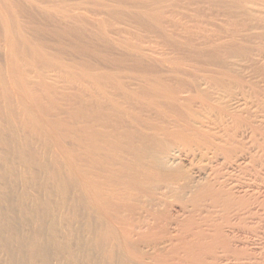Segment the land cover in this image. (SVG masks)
Segmentation results:
<instances>
[{
    "label": "bare ground",
    "instance_id": "1",
    "mask_svg": "<svg viewBox=\"0 0 264 264\" xmlns=\"http://www.w3.org/2000/svg\"><path fill=\"white\" fill-rule=\"evenodd\" d=\"M257 3L261 4L260 1ZM133 5L136 6V4ZM121 13L123 15L122 11ZM172 13L173 10L170 6H161L147 13L148 16L144 15L141 23L145 26L146 35L139 42L147 39L148 42L156 46L167 44L170 39L167 40V37H170V35L167 36L169 28L176 26L179 29L181 27L179 20L174 22L171 19ZM131 15L132 13L129 14L130 17H127L128 20L129 18L135 19ZM207 24L209 26L210 23ZM259 24L261 23L259 22ZM249 27L250 25H248ZM96 29L98 39L104 36L109 37L110 33H118L110 26L108 28L97 26ZM185 29H183L185 33L179 29L178 35L189 41L188 43L191 45L198 44L199 41L208 42L217 32L211 28L213 30L209 33L205 32V29L204 32L198 29L200 32L191 34ZM253 33L250 32L249 35H246L249 38ZM217 34L219 36V32ZM120 37L123 38L122 45L127 49L142 48L141 44L138 47V42L129 41L127 35H120ZM6 41L5 38L4 42ZM172 42L175 41L172 39ZM122 45L120 44V46ZM251 45L253 46V44ZM8 48L12 53L18 51L13 42H10ZM256 49L258 50V47ZM260 51L259 53H261ZM11 52L10 54H12ZM36 54L35 51L32 53L34 59L32 58L30 61L31 65L40 63L48 66L43 58L35 57ZM260 56L262 57V54ZM240 65L216 63L158 67L138 65L139 67H134V70L143 69V83L141 84L134 83V81L129 84L119 82L115 79L120 78L96 71L94 68H88L81 74H71L66 72V67L64 69L56 67L59 69L61 78L67 79L72 91L77 95L76 97L68 93L66 96L62 90L44 82H39L38 88L34 89L27 82V70L20 63H16V65L12 63L14 72L11 73H13V81H15L16 96L23 101L29 117H39L42 112H45L46 109L50 110V107L57 105L58 101L62 99L72 97V102L78 101L79 103V111L74 115V118H81L78 141L80 152H70L63 148L59 141L58 128L49 127L48 133L53 138L51 141L53 145L57 146L61 156L69 160L67 166L71 176L69 174L68 176L77 183L83 206L101 218V221H115L113 226L118 224L117 220L121 221L119 229L121 234L123 233V236L120 234L123 237L120 238L123 239L122 242H118V245H113L111 242L105 246L107 249H102L100 252L99 264L114 262V259V261L111 260L117 248L124 251V254L126 253L125 257L123 256L121 259L122 264H222V262L231 264L229 263L231 257L228 255L232 253H235V257L236 254L240 258L242 256V262L244 261L242 264H251L253 258L256 261L259 259L254 256L259 253L256 252L257 250L256 253L245 251L242 243L244 240L242 242L237 240V237H244L248 230L250 233L261 232V239L264 238V126L257 125L253 121L254 119H250L248 108L244 107L243 110L236 108L238 105L240 107V102L244 103V99L257 97L259 93L258 86L255 87L254 81L250 82L248 76H246L247 79L243 76L245 70L242 66L247 68V65L245 66L244 63ZM122 69L133 70L132 67ZM115 74L118 75L116 72ZM119 74L124 80H127V76ZM34 91H39V93L35 94ZM233 104H237V106L231 107ZM107 109L109 112L113 110L115 114L107 115L106 117H109L106 121L103 115ZM105 121L106 126L109 127L108 131H101L102 128L99 130L98 127L97 129L90 128L93 126H90L91 124L102 126ZM104 131L107 132L104 133ZM197 157L205 158L208 162L196 164L199 167L194 169L189 167L191 165L189 160ZM187 160V163L190 162L189 169L185 167L183 169V161ZM218 162L221 165H226V168L223 166L224 171L220 170V173L212 167L213 164L216 167L220 165ZM240 169L244 172L246 182L239 183L235 178L228 177L231 172ZM169 197L172 198V201L185 200L193 212L201 213L200 206L202 208L204 203L211 208V211L210 213L205 212L206 214L199 220H196V216L187 215L189 217L187 222L175 221V218L172 217V210L176 211L175 206L178 204L172 205L170 201L169 205L168 201L171 199L168 200ZM182 205L185 206V204ZM187 210L190 215L191 210L189 211V208ZM197 213L194 212L198 216ZM191 214L193 213L191 212ZM173 220L177 224V232L175 231L173 242L170 239L171 244L168 245L166 251L169 255H163L167 254L166 252L153 254L157 253V248L154 247L145 248L143 251L144 245L129 236V230L133 231L135 228L139 232L135 230L136 237H140L143 233L141 230L144 232L150 230L147 234H151L150 228L153 226L160 229V231L156 229L157 232L154 231V233L162 236L166 230L165 222L170 221L171 223ZM247 224L252 228L248 229V226H245ZM120 231L118 230L119 233ZM168 233L170 234V232ZM233 236H236V239ZM109 237L107 238L109 239ZM143 238H148H145V233ZM168 238H172V236ZM258 244L262 248L263 244ZM256 246L259 248L258 245ZM263 248L261 254H264ZM161 251L164 252L162 249ZM239 257L234 260L240 261Z\"/></svg>",
    "mask_w": 264,
    "mask_h": 264
},
{
    "label": "rangeland",
    "instance_id": "2",
    "mask_svg": "<svg viewBox=\"0 0 264 264\" xmlns=\"http://www.w3.org/2000/svg\"><path fill=\"white\" fill-rule=\"evenodd\" d=\"M132 1L134 0H0V264H99L102 249H107L105 246L111 244V242L113 245H118L123 240L120 239L123 238V233L121 234L119 229L120 219L117 220L119 226H117V221V227L113 226L115 221H106L107 223L101 221V218L95 216L83 206L79 187L68 176V174L70 175L67 166L69 160L61 156L59 149L51 141L53 138L48 133L49 127L58 128L59 141L63 148L70 152H80L78 141L81 118H74V115L79 111L78 101L72 102V97L62 99L58 101L57 105L50 107V110L47 111L46 109L45 112H42L41 117H29L23 101L16 96L15 81H13V73H11L14 72L12 63L14 65L20 63L27 70V82L34 89L38 88L39 82H44L55 86L58 90H62L66 96L68 93L76 97L77 95L72 91L67 79L61 78L59 69H56V67L63 69L66 67V72L71 74H81L88 68H94L96 71H102L110 76L120 78L115 79L119 82L129 84L134 81V83L141 84L143 83V69L140 71L134 70V67H139L138 65L141 67H158L186 66L189 64L195 65L196 63L198 65L215 63L240 65L244 63L245 66L247 65L249 72L246 67L242 66L245 70L243 76L245 79L248 76L250 82L254 81L255 87L258 86L259 93L257 97L249 98L250 100L248 98L244 99L245 104L240 102V107L239 105L236 107L237 104H233L231 107L235 106L237 109L242 108V110L244 107L248 108L247 112L250 119H254L255 124L264 126V45H261L264 43L263 0H250V2L249 0H243L244 2L242 0H135L134 3ZM245 1L246 6L244 5ZM257 1H260L261 4ZM252 2L256 3L252 4ZM133 4H136V6ZM257 4L260 6L256 7ZM161 6L171 7L173 10L171 19L174 22L179 20L180 26L183 27H179V29L184 33L183 29L186 26L185 30H188L189 32H187L191 34L200 31L209 33L214 29L213 31L219 32V36L216 32V35L212 36L208 42L199 41L198 44L191 45L188 43L189 41L182 39L183 37L180 38L178 35L179 29L175 26L169 28L167 32V36L170 35V37H167V40L170 38L167 44L156 46L148 42L147 39L141 41L142 43L139 42L146 35L145 26L141 23V19L144 18V15L148 16L147 13L153 11V9L155 10ZM125 12L132 13L135 19L129 18L128 20L129 14ZM202 17L203 19H201ZM204 17L208 19H204ZM205 21L206 24H204ZM207 23H210L209 26H211L209 27ZM243 23L246 25L244 26ZM248 25L254 29L248 28ZM97 26H105L106 28L110 26L118 33H110L109 37L104 36L100 40L96 35ZM199 27H202L201 30ZM211 28L213 29L211 30ZM250 32H254V37L252 34L250 35L251 39L250 36L247 37ZM120 35H127L129 41L138 42V47L141 44L142 48L137 47L138 50L127 49L122 45L123 38ZM214 37L216 39L219 37V39L216 40ZM5 38L7 39L6 42H4ZM172 39L175 41L174 43ZM10 42L15 43L18 51L11 52V49L8 48ZM182 42L187 43H183V45ZM148 46L151 48L149 49ZM30 51L32 53L35 51L37 53L35 57L43 58L50 67L40 63L31 65L30 61L34 56ZM260 54H262V57ZM243 59L244 61H242ZM131 67L133 68L132 71L122 69ZM119 73L127 76V80H124ZM34 93L38 94L39 91H34ZM247 99L248 101H246ZM105 112L106 115L102 113L104 114L103 117L110 116V113L115 114L113 110L109 112V109ZM105 117L104 120L107 121L108 117ZM106 121L103 122L104 125L102 124V126L99 124L100 127L91 124L90 126H93L90 128L97 129L98 127L99 130L102 128L101 131H108L109 127L106 126ZM107 131H104V133ZM189 161L191 162L190 166V162L187 163L188 160L183 161V169L184 167L189 169L188 166L194 169L199 167V163L206 164L208 162L205 158L199 159L198 157ZM192 161H194L193 164L198 165L193 167ZM219 164L221 165V163ZM220 165L216 167L213 164L212 167L220 173V170L224 171V168H226V165ZM92 175L94 174L92 173ZM228 177L235 178L239 183L247 181L242 169L231 172ZM105 188L107 189L106 186ZM170 201L172 205L178 204V206H175L177 212L174 209L172 210V217L175 218V221L187 222L188 216H196V220H199L201 216L202 219L206 213L211 211V208L204 203L202 208L200 206L202 214L197 213L199 211H194L198 214L197 216L185 200L179 202L172 201L171 198L168 204ZM182 204H185V206ZM208 207L210 208L209 211ZM186 208H189V211L191 210L190 215ZM113 216L112 218H114ZM185 219L186 221H184ZM175 221L165 222L167 231L164 230L162 236L154 233V231H160L158 227L154 226L150 228L152 235L147 234L150 230L147 232L141 230L143 235L140 233L142 236L136 237L138 231L135 228L137 232L135 233V230L133 232L130 229L129 236L133 240H139L144 245L142 247L143 251H145V248L154 247L157 248V253L154 252L153 254H162L167 251L168 245L175 238L177 232ZM245 226H248V229L249 227L252 228L248 224ZM109 231L113 234L112 238ZM247 232L244 237H237V240H241V242L244 240L242 243L245 251L255 252L257 250L256 252L259 253L254 256L259 258L257 261L260 264L264 263V254H261V249L264 247V238L261 239V232L250 233L249 230ZM144 233L145 238L148 237V241L143 238ZM170 235L173 239L168 238L171 237ZM233 237L236 239V236ZM258 243L263 244L262 248ZM256 245L259 248H256ZM252 246L253 248H251ZM250 248L251 250H249ZM123 252L117 248L114 251V258L112 257L111 260H115V263L112 262L111 264H122L121 259L126 255ZM231 255H228L231 257V259L229 257V263L242 264L244 262H242V256L240 258L236 254L239 257L238 260H240L236 262L234 259L238 257H235V253ZM257 261L253 258L250 263L257 264ZM222 264L225 263L222 262Z\"/></svg>",
    "mask_w": 264,
    "mask_h": 264
}]
</instances>
